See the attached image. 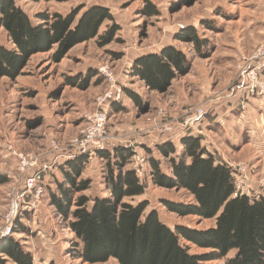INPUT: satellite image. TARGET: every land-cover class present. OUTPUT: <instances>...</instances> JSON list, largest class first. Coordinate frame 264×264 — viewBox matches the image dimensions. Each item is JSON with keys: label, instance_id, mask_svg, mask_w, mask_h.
<instances>
[{"label": "rangeland", "instance_id": "obj_1", "mask_svg": "<svg viewBox=\"0 0 264 264\" xmlns=\"http://www.w3.org/2000/svg\"><path fill=\"white\" fill-rule=\"evenodd\" d=\"M14 2L34 23L40 12L68 15L99 5L109 10L113 20L104 22L98 35L110 25L118 30L105 46L101 47L97 38L89 40L71 48L59 62L52 60V51L38 53L15 80L0 79V245L13 238L31 255L32 264H80L69 254L74 237L68 220L50 205L49 193L55 191L53 178L63 180L60 171L67 169L66 157L80 148L75 141L99 112L106 116L107 142L135 150L123 170L138 165L142 171L138 177L146 191L133 202L147 201L146 211H155L172 230L176 225L207 229L215 221L169 212L165 202L187 204L193 198L184 190L157 186L151 179L149 159L156 160L160 170L169 175V160L181 153V140L188 135H197L201 147L211 148L217 161L230 167L242 181L247 197L264 198V104L259 111L248 110L247 101L259 97L247 99L240 85L251 55L264 44V0ZM147 7L156 14L149 15ZM188 30L200 40L201 49L186 38ZM0 44L10 46L3 29ZM167 46L183 53L188 69L177 74L164 93L149 91L142 81L129 76L131 63ZM105 94L111 98L99 105L98 99ZM239 111L251 121L246 125L252 134L244 135L240 144L232 138L233 146H227L214 135L215 122ZM163 143L171 144L174 153L161 155L158 146ZM20 156L36 160L37 166H47L40 180L43 193L32 211L7 223L10 198L24 192L31 177V170L21 171ZM107 172L108 163L97 153L86 156L79 179L89 180L90 186L76 195L90 199L108 196ZM21 228L24 232L17 230ZM190 250L205 252L194 246ZM232 255L231 251L227 257ZM0 259L4 264H15L1 254ZM96 264L118 263L109 259ZM208 264H224V259Z\"/></svg>", "mask_w": 264, "mask_h": 264}, {"label": "trees", "instance_id": "obj_2", "mask_svg": "<svg viewBox=\"0 0 264 264\" xmlns=\"http://www.w3.org/2000/svg\"><path fill=\"white\" fill-rule=\"evenodd\" d=\"M148 10L149 15L156 14L150 7ZM80 11L68 15L40 12L34 23L14 0H0V29L10 42L9 47L0 44V79L15 80L35 54L52 51V60L59 62L78 44L97 38L102 47L113 41L116 25L98 35L103 23L113 20L107 8L93 5ZM185 36L197 50L201 49L192 31ZM187 69L183 53L167 46L157 53L136 57L129 76L142 81L149 91L164 93L177 74ZM132 97L141 104L136 96ZM181 145V153L169 160V175L160 170L156 160L149 159L152 182L166 189L184 190L193 198L187 204L165 202L169 212L180 217L214 219V225L207 229L176 225L172 230L155 211H146L147 201L133 202L145 194L146 185L131 169L123 170L131 158V148L121 145L111 152L96 151L108 163L104 177L108 196L90 199L76 195L90 186L89 180L79 179L86 156L66 161L67 169L60 171L63 180L55 181V191L49 193L50 205L68 220L67 227L74 237L69 250L72 260L80 264L105 263L109 259L118 264H208L224 259V264H264V198L235 195L230 167L201 147L198 138H184ZM158 151L164 157L174 153L169 143L159 145ZM190 246L205 252L192 253ZM231 251L233 255L227 257ZM0 254L15 264H32L31 255L11 237L0 245ZM4 263L0 259V264Z\"/></svg>", "mask_w": 264, "mask_h": 264}, {"label": "built area", "instance_id": "obj_3", "mask_svg": "<svg viewBox=\"0 0 264 264\" xmlns=\"http://www.w3.org/2000/svg\"><path fill=\"white\" fill-rule=\"evenodd\" d=\"M250 65H248L242 81L240 83L242 91H244L247 99L249 96L254 97L258 96L259 99L264 103V44L259 47L249 59ZM111 98L110 94H105L98 99L99 105H105L107 99ZM119 99V95L115 96V100ZM90 124L86 127L81 133L80 140L75 142L80 144L78 151L73 152L68 155L66 158L67 161L74 160L80 156H95L96 151H112L114 148L118 147L117 144H110L106 140L105 136V122L106 116L105 113L99 112L95 114V117L90 120ZM187 137L198 138L197 135H188ZM168 141V140H167ZM166 141V142H167ZM172 142V141H170ZM173 144V143H172ZM131 148V147H130ZM149 148V146H148ZM132 153H135V150L131 148ZM21 171L27 172L31 170V177L28 182L25 184V191L14 194L8 204V213L5 218L8 223L10 220H13L23 212H30L32 208L34 209L39 196L43 193V189L40 185V180L42 174L44 173L45 167L47 166H37V162L34 159H27L26 157H19ZM134 171L136 176L141 175L142 171L138 165H135L131 169ZM232 178H236L235 182V195H245L247 196V191L241 186L242 181L237 180L235 173H232ZM141 181V179L138 177ZM264 191V189H262ZM246 192V193H245ZM28 200H25L27 199Z\"/></svg>", "mask_w": 264, "mask_h": 264}, {"label": "crops", "instance_id": "obj_4", "mask_svg": "<svg viewBox=\"0 0 264 264\" xmlns=\"http://www.w3.org/2000/svg\"><path fill=\"white\" fill-rule=\"evenodd\" d=\"M264 104L260 99L251 98L247 101L246 107L251 111H259ZM246 124L250 125L251 121L245 118V114L242 111H239L237 114L233 115H224L220 121L215 122L214 126V135L220 140L221 143L227 146H233L232 138L238 140V143H242L244 135L247 137L252 134L251 130ZM232 136V137H231ZM207 152L214 155V152L211 148L206 147ZM55 181H61L58 177H55ZM54 179V178H53ZM52 179L51 183L55 181Z\"/></svg>", "mask_w": 264, "mask_h": 264}]
</instances>
